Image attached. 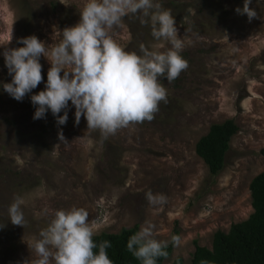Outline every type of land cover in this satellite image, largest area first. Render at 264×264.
<instances>
[{
	"label": "rangeland",
	"instance_id": "rangeland-1",
	"mask_svg": "<svg viewBox=\"0 0 264 264\" xmlns=\"http://www.w3.org/2000/svg\"><path fill=\"white\" fill-rule=\"evenodd\" d=\"M87 0H0V264H32L29 247L57 210L83 208L95 234L137 231L154 225V238L181 243L162 264L181 257L190 262L195 242L210 247L215 231H227L253 211L249 184L264 170V0H251L257 16L238 14L244 0H159L174 16L186 70L169 83L168 102H161L152 121L130 124L104 138L87 129L75 106L64 125L47 111L33 119L31 95L44 90L50 61L43 55L42 81L20 101L3 85L11 82L3 53L23 46L35 35L51 49L62 31L80 20ZM139 13L123 18L112 30L114 41L128 51L162 45L141 24ZM63 75V71L61 72ZM232 119L223 168L211 175L195 153V144L214 123ZM64 139H60V136ZM167 202L150 205L146 193ZM22 199L25 224L14 225L8 208Z\"/></svg>",
	"mask_w": 264,
	"mask_h": 264
},
{
	"label": "clouds",
	"instance_id": "clouds-1",
	"mask_svg": "<svg viewBox=\"0 0 264 264\" xmlns=\"http://www.w3.org/2000/svg\"><path fill=\"white\" fill-rule=\"evenodd\" d=\"M250 3L244 0L243 7L235 9L238 14H246L249 21L257 16ZM138 13L140 23L150 25L155 40L171 45L167 51L159 50L162 45L149 48L144 44L139 45L138 52L128 51L112 39V30L122 24L123 18ZM19 42L23 46L3 53L12 74L11 82L3 89L17 101L35 89L42 81L39 58L43 55L51 67L44 90L31 95L32 104L37 106L33 119L44 118L50 110L57 123L64 125L67 112L58 114L71 101L75 123L83 115L87 129L98 130L104 138L130 124L152 121L160 103L168 102L167 89L159 77L171 83L188 67L181 55L184 42L177 34L174 16L161 7L159 0H87L79 22L65 28L62 40L51 49L35 35L20 38ZM60 139H64L62 135ZM145 195L153 206L167 202L163 194L148 191ZM22 204L17 198L8 208L14 225L25 224ZM88 214L77 207L57 210L29 246L37 257L32 264H112L107 254L111 242L94 241ZM171 242L179 245L180 237L173 236ZM167 247V241L154 238L151 222L142 225L127 241L128 251L141 264H157L158 258L168 255Z\"/></svg>",
	"mask_w": 264,
	"mask_h": 264
},
{
	"label": "trees",
	"instance_id": "trees-1",
	"mask_svg": "<svg viewBox=\"0 0 264 264\" xmlns=\"http://www.w3.org/2000/svg\"><path fill=\"white\" fill-rule=\"evenodd\" d=\"M237 129L232 119L214 123L196 142L195 153L211 175L218 174L223 168L230 139ZM260 153L264 156V149ZM249 191L253 211L248 217L232 223L227 231H215L210 247L195 242L188 264H264V170L252 178ZM136 232L137 225L123 228L118 233L95 234L93 239L97 244L104 240L111 242L107 254L112 264H141L127 249L128 239ZM173 236H178L177 230ZM173 247L170 241L166 249L168 255L158 258L157 264H162L170 256ZM171 264L185 263L181 257H176Z\"/></svg>",
	"mask_w": 264,
	"mask_h": 264
}]
</instances>
